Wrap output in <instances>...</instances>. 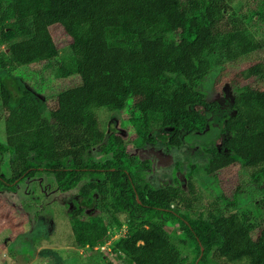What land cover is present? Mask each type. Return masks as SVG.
Masks as SVG:
<instances>
[{
  "label": "trees",
  "instance_id": "16d2710c",
  "mask_svg": "<svg viewBox=\"0 0 264 264\" xmlns=\"http://www.w3.org/2000/svg\"><path fill=\"white\" fill-rule=\"evenodd\" d=\"M231 11L228 0H0V52L7 51V62L56 58L50 27L58 25L70 39L67 68L80 78L55 93L44 111L33 90L0 68V149L9 153L13 172L0 181L3 188L13 190L15 180L37 172L51 173L60 190L86 179L70 211L76 247L105 243V222L88 215L98 204L126 226L111 246L117 260L98 256L93 264H264V207L258 220L218 208L189 216L191 190L179 186L183 176L176 186L154 188L144 179L148 162L127 152L122 133L105 134L95 115L98 108L128 106L140 144L184 148L180 172L183 163L191 171L205 156L209 174L240 161L255 168L252 181L264 177V63L241 72L248 82L234 88L232 99L209 100L200 90L214 54L233 60L260 47ZM59 70L65 75L64 66ZM166 225L182 233L179 245ZM187 244L195 252L191 261L179 248Z\"/></svg>",
  "mask_w": 264,
  "mask_h": 264
},
{
  "label": "rangeland",
  "instance_id": "374dc122",
  "mask_svg": "<svg viewBox=\"0 0 264 264\" xmlns=\"http://www.w3.org/2000/svg\"><path fill=\"white\" fill-rule=\"evenodd\" d=\"M228 1L235 17L242 21L246 31L252 39L259 42L260 47L233 60L221 55L212 56L211 70L200 88L209 100L232 99L234 88L248 82L243 80L241 72L253 64L264 63V0ZM231 12L227 13L226 17ZM50 32L59 50L58 56L52 60L14 66L6 60L7 51L0 52V68L6 66L11 75L33 90L44 111L48 110L55 93L80 84V78L68 70L65 63L69 37L58 25H52ZM3 47L2 45L1 49ZM60 65L64 66L65 75H61ZM128 110V106L118 111L98 108L95 115L105 134L112 130L122 133L127 152L134 155L137 162H148L151 168L145 173V181L154 188L176 186V178L182 175L183 182L179 186L186 192L191 190L189 196L192 207L187 211L191 217L218 208L225 213L235 211L258 220L264 207V177L252 181L251 174L255 168L245 167L237 161L229 167L209 174L204 168L207 158L201 156L197 158L196 166L191 171L186 168V163H183L180 172L177 165L185 159L184 148L151 142L140 144L135 130L127 121ZM4 125L0 115V144L5 142ZM96 159H100V156L97 155ZM12 175L9 153L0 149V181L7 183ZM86 181H81L70 190H60L51 173L37 172L31 177L15 180L13 190H5L3 184H0V264H93L99 260L98 256H102L104 260L108 257L117 260L111 253V246L125 233L126 226L114 222L106 213L103 204H98L88 215L105 222V243L89 244L85 248H78L74 243L69 220L70 211L75 206L74 199L80 186ZM237 187L238 192L233 194ZM226 201H231L232 204L228 202L226 205ZM176 205L180 211H186L182 203ZM119 220L123 221L121 217ZM165 228L171 241L179 245L178 236L182 233L177 230V226L166 225ZM179 248L186 259H194L192 244ZM118 261L129 263L125 258Z\"/></svg>",
  "mask_w": 264,
  "mask_h": 264
},
{
  "label": "water",
  "instance_id": "95a60500",
  "mask_svg": "<svg viewBox=\"0 0 264 264\" xmlns=\"http://www.w3.org/2000/svg\"><path fill=\"white\" fill-rule=\"evenodd\" d=\"M201 252H202V247H201Z\"/></svg>",
  "mask_w": 264,
  "mask_h": 264
}]
</instances>
